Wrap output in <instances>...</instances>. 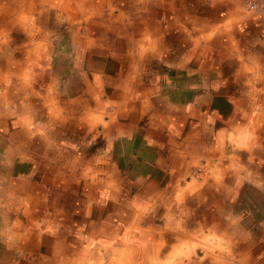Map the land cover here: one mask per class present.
I'll use <instances>...</instances> for the list:
<instances>
[{
	"label": "crops",
	"instance_id": "crops-1",
	"mask_svg": "<svg viewBox=\"0 0 264 264\" xmlns=\"http://www.w3.org/2000/svg\"><path fill=\"white\" fill-rule=\"evenodd\" d=\"M245 3L0 0V264H264Z\"/></svg>",
	"mask_w": 264,
	"mask_h": 264
},
{
	"label": "built area",
	"instance_id": "built-area-1",
	"mask_svg": "<svg viewBox=\"0 0 264 264\" xmlns=\"http://www.w3.org/2000/svg\"><path fill=\"white\" fill-rule=\"evenodd\" d=\"M245 6L248 10L264 14V0H246Z\"/></svg>",
	"mask_w": 264,
	"mask_h": 264
},
{
	"label": "bare ground",
	"instance_id": "bare-ground-1",
	"mask_svg": "<svg viewBox=\"0 0 264 264\" xmlns=\"http://www.w3.org/2000/svg\"><path fill=\"white\" fill-rule=\"evenodd\" d=\"M96 211V210H95ZM19 214H21V213H19ZM59 215V214H58ZM55 216V215H54ZM97 216V215H96ZM112 216V215H111ZM56 217V216H55ZM54 218V217H53ZM55 219V218H54ZM113 219V218H112ZM60 220V219H59ZM25 222V221H24ZM23 222V223H24ZM98 222V221H97ZM62 233V232H61ZM94 233V232H93ZM62 234H64V233H62ZM94 236V235H93ZM177 237H178V235H177ZM30 238V237H29ZM123 238V237H122ZM5 243V242H4ZM127 243V242H126ZM155 248V247H154ZM144 250V249H143ZM12 251V250H11ZM102 251V250H101ZM130 252V251H129ZM159 253H160V251H159ZM23 257V256H22ZM4 258V257H3ZM193 262H194V260H193ZM26 263H27V261H26ZM76 263V262H75ZM83 263V262H82ZM31 264V263H30ZM77 264V263H76ZM185 264H187V263H185ZM200 264V263H199Z\"/></svg>",
	"mask_w": 264,
	"mask_h": 264
},
{
	"label": "rangeland",
	"instance_id": "rangeland-1",
	"mask_svg": "<svg viewBox=\"0 0 264 264\" xmlns=\"http://www.w3.org/2000/svg\"><path fill=\"white\" fill-rule=\"evenodd\" d=\"M236 264H238V261H235Z\"/></svg>",
	"mask_w": 264,
	"mask_h": 264
}]
</instances>
